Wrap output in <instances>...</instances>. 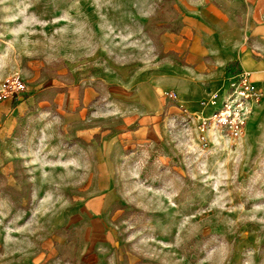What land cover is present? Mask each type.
I'll return each mask as SVG.
<instances>
[{
  "label": "rangeland",
  "instance_id": "1",
  "mask_svg": "<svg viewBox=\"0 0 264 264\" xmlns=\"http://www.w3.org/2000/svg\"><path fill=\"white\" fill-rule=\"evenodd\" d=\"M180 13L178 0H0V264H264V97L241 138L207 142L173 101L120 144L103 136L120 118L58 109L69 89L107 95L158 65ZM14 77L25 91H8Z\"/></svg>",
  "mask_w": 264,
  "mask_h": 264
},
{
  "label": "crops",
  "instance_id": "2",
  "mask_svg": "<svg viewBox=\"0 0 264 264\" xmlns=\"http://www.w3.org/2000/svg\"><path fill=\"white\" fill-rule=\"evenodd\" d=\"M178 1L177 25L159 36L165 56L158 65L138 71L132 80L106 81L107 95L94 87H85L81 95L69 89L58 97V109L84 115L87 110L94 117L103 110L120 118L114 134H103L120 144V136L129 139L155 128L172 101L169 92H176L178 109L200 120L215 108L202 101L221 94L236 71L250 73L254 85L264 90V0ZM86 130L82 135L88 141L100 133L91 124ZM106 197L94 194L87 210L100 213Z\"/></svg>",
  "mask_w": 264,
  "mask_h": 264
},
{
  "label": "built area",
  "instance_id": "3",
  "mask_svg": "<svg viewBox=\"0 0 264 264\" xmlns=\"http://www.w3.org/2000/svg\"><path fill=\"white\" fill-rule=\"evenodd\" d=\"M233 76L229 86L221 94H212L210 100L202 101L203 105L210 101L215 106L211 114L201 118L198 123L204 142H207L210 131L233 140L241 138L255 105L264 97V90L254 85L250 73L240 70ZM6 83L11 93L26 90L23 80L18 77L8 78ZM168 97L177 101L176 92H169ZM2 98L3 95H0V99Z\"/></svg>",
  "mask_w": 264,
  "mask_h": 264
},
{
  "label": "bare ground",
  "instance_id": "4",
  "mask_svg": "<svg viewBox=\"0 0 264 264\" xmlns=\"http://www.w3.org/2000/svg\"><path fill=\"white\" fill-rule=\"evenodd\" d=\"M260 103V102H259ZM259 103H258V105H259ZM258 105H256V106H258ZM255 112V111H254ZM254 114V113H253ZM254 116V115H253ZM253 118H252V116H251V119L249 120V123H250V121L252 120ZM254 121V120H253ZM250 125H251V123H250ZM250 128V127H249ZM251 129V128H250Z\"/></svg>",
  "mask_w": 264,
  "mask_h": 264
}]
</instances>
